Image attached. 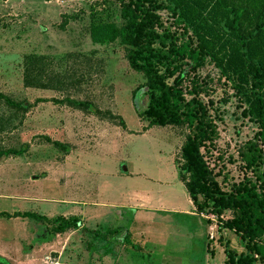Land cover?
Segmentation results:
<instances>
[{
    "label": "rangeland",
    "instance_id": "374dc122",
    "mask_svg": "<svg viewBox=\"0 0 264 264\" xmlns=\"http://www.w3.org/2000/svg\"><path fill=\"white\" fill-rule=\"evenodd\" d=\"M122 23L116 0H0V92L24 106L0 105V146L25 148L0 157V211L10 215L0 216V256L9 264H223L219 236L239 249L232 231L218 230L229 211L199 213L189 202L180 157L188 128L139 117L143 88L132 93L145 77L129 67L128 46L94 39V25ZM161 24L182 31L167 10ZM191 76L213 102L217 134L204 156L228 190L251 174L238 151L257 124L211 63ZM25 211L52 221L15 215Z\"/></svg>",
    "mask_w": 264,
    "mask_h": 264
},
{
    "label": "trees",
    "instance_id": "16d2710c",
    "mask_svg": "<svg viewBox=\"0 0 264 264\" xmlns=\"http://www.w3.org/2000/svg\"><path fill=\"white\" fill-rule=\"evenodd\" d=\"M123 23L97 24L92 27L95 40L114 38L128 46L129 67L145 77V107L138 110L148 124L185 125L187 133L181 148L186 191L199 213L230 217L220 219L218 230L228 229L236 236L239 249L219 236L224 247L223 264H264V0H116ZM167 10L181 33L162 27L161 11ZM211 63L246 103L242 110L257 124L252 138L240 147L243 168L251 172L228 190L212 175L204 153H210L217 134L204 82L192 71ZM31 69L25 68L24 80L30 84ZM40 83V82H38ZM70 105H83L70 100ZM64 101V100H63ZM0 105L24 109L20 101L0 92ZM25 148L0 146V157L20 154ZM7 215L0 211V216ZM40 221L50 218L33 212H17ZM75 222V218H69ZM68 225L63 217L53 219ZM0 264H9L0 256Z\"/></svg>",
    "mask_w": 264,
    "mask_h": 264
},
{
    "label": "crops",
    "instance_id": "0c3cea01",
    "mask_svg": "<svg viewBox=\"0 0 264 264\" xmlns=\"http://www.w3.org/2000/svg\"><path fill=\"white\" fill-rule=\"evenodd\" d=\"M184 185V184H183ZM186 189V188H185ZM187 195H188V193H187ZM189 202L191 203V206L193 207V209H194V205H193V203L190 201V199H189Z\"/></svg>",
    "mask_w": 264,
    "mask_h": 264
}]
</instances>
